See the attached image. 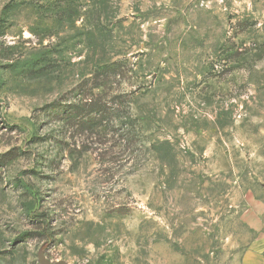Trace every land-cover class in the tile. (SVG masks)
<instances>
[{"label":"rangeland","instance_id":"rangeland-1","mask_svg":"<svg viewBox=\"0 0 264 264\" xmlns=\"http://www.w3.org/2000/svg\"><path fill=\"white\" fill-rule=\"evenodd\" d=\"M45 260L264 264V0H0V264Z\"/></svg>","mask_w":264,"mask_h":264},{"label":"trees","instance_id":"trees-1","mask_svg":"<svg viewBox=\"0 0 264 264\" xmlns=\"http://www.w3.org/2000/svg\"><path fill=\"white\" fill-rule=\"evenodd\" d=\"M123 67L124 64L119 61L109 62L95 70L91 78L88 79L91 83L88 94L82 95L80 100L73 103L67 114L68 119L76 121V125L80 127L81 131L99 135L100 128L105 125L104 121L111 120L109 117L113 114L111 111L115 110V103H110L103 94L95 93L94 89L103 87L105 81L110 77L120 76ZM107 123L109 124V122ZM124 130L126 138L131 137L132 129L127 126Z\"/></svg>","mask_w":264,"mask_h":264},{"label":"water","instance_id":"water-1","mask_svg":"<svg viewBox=\"0 0 264 264\" xmlns=\"http://www.w3.org/2000/svg\"><path fill=\"white\" fill-rule=\"evenodd\" d=\"M43 264H68V262H66V261L63 260V261L51 263L48 260H45Z\"/></svg>","mask_w":264,"mask_h":264}]
</instances>
